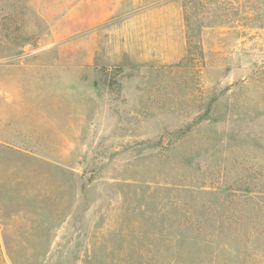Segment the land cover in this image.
Here are the masks:
<instances>
[{"label":"rangeland","instance_id":"1","mask_svg":"<svg viewBox=\"0 0 264 264\" xmlns=\"http://www.w3.org/2000/svg\"><path fill=\"white\" fill-rule=\"evenodd\" d=\"M0 264H264V0H0Z\"/></svg>","mask_w":264,"mask_h":264}]
</instances>
